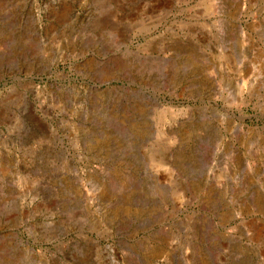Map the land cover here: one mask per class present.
<instances>
[{"label":"rangeland","instance_id":"1","mask_svg":"<svg viewBox=\"0 0 264 264\" xmlns=\"http://www.w3.org/2000/svg\"><path fill=\"white\" fill-rule=\"evenodd\" d=\"M0 264H264V0H0Z\"/></svg>","mask_w":264,"mask_h":264},{"label":"water","instance_id":"2","mask_svg":"<svg viewBox=\"0 0 264 264\" xmlns=\"http://www.w3.org/2000/svg\"><path fill=\"white\" fill-rule=\"evenodd\" d=\"M116 86H121V85H119V84H116V85H111V86H105L103 89L104 90H109V89H113V88H115ZM241 117H243V116H241Z\"/></svg>","mask_w":264,"mask_h":264}]
</instances>
